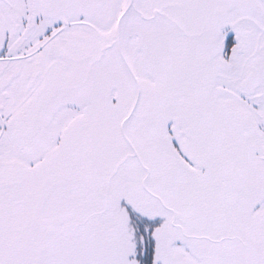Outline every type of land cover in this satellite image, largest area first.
I'll return each instance as SVG.
<instances>
[{"label":"snow or ice","instance_id":"1","mask_svg":"<svg viewBox=\"0 0 264 264\" xmlns=\"http://www.w3.org/2000/svg\"><path fill=\"white\" fill-rule=\"evenodd\" d=\"M0 264H264V0H0Z\"/></svg>","mask_w":264,"mask_h":264}]
</instances>
